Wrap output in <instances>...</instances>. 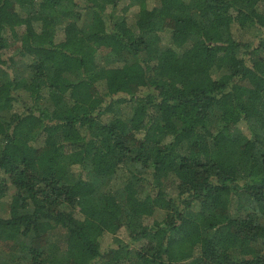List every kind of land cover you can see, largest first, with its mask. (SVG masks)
<instances>
[{
	"label": "trees",
	"instance_id": "16d2710c",
	"mask_svg": "<svg viewBox=\"0 0 264 264\" xmlns=\"http://www.w3.org/2000/svg\"><path fill=\"white\" fill-rule=\"evenodd\" d=\"M0 264H264V0H0Z\"/></svg>",
	"mask_w": 264,
	"mask_h": 264
},
{
	"label": "rangeland",
	"instance_id": "374dc122",
	"mask_svg": "<svg viewBox=\"0 0 264 264\" xmlns=\"http://www.w3.org/2000/svg\"><path fill=\"white\" fill-rule=\"evenodd\" d=\"M62 38H63V35H62ZM236 205H237V204H233V205L230 207V213L236 211V209H237V206H236ZM224 209H226V208H224ZM122 231H123V230H122ZM122 231L119 233V235H122V234H123ZM111 240H112V236H111V235L106 236V238L104 239V243H105V244H106V243H110ZM8 248H11V246H8Z\"/></svg>",
	"mask_w": 264,
	"mask_h": 264
}]
</instances>
